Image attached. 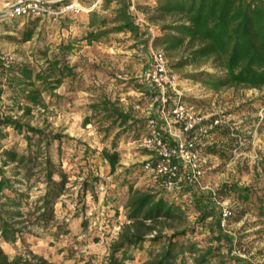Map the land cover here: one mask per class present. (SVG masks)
<instances>
[{
	"label": "rangeland",
	"instance_id": "374dc122",
	"mask_svg": "<svg viewBox=\"0 0 264 264\" xmlns=\"http://www.w3.org/2000/svg\"><path fill=\"white\" fill-rule=\"evenodd\" d=\"M96 1L85 0L82 4L87 7ZM155 2L134 1L133 14L143 35L140 38L126 33H111L88 44L83 41L88 24L85 13L67 15L55 24L31 19L0 24L1 61L11 59L10 64L29 65L36 72L49 75L47 62L56 60L72 75L64 77L51 93L43 94V106L33 107L29 116H23L11 94L3 88L0 113L20 119L21 123L47 136L63 138L60 145L53 142L48 155L56 170L66 177L64 189L52 208L53 219L44 224L39 220L42 213L39 200L45 194L46 184L38 169L28 181L16 165L3 169V175L12 182L13 189L25 196V207L19 210L21 216L10 219L7 214L16 213V209L9 207L0 195L4 217L21 234L16 242L0 244L10 260L31 261L36 255L55 264H107L109 246L124 222L121 209L115 215V198L125 192V189H118V183L127 170L132 171L130 179L137 188L150 185L152 180L141 173L142 163L149 158V154L140 147L144 137L142 132L137 136L123 133L118 128L105 131L108 123L102 122L100 116H94L91 106L106 100L129 116L138 129L144 128L149 118H158L159 92L147 81L152 71L151 51L164 55L175 88V91L168 92L167 110L171 109L175 97H180L195 114L208 120L221 119L237 141V148L230 155L227 153L229 159L222 161L206 151L227 145L221 129H212L206 138L200 140L198 149L204 175L198 185L199 190L215 193L230 185L250 188L257 193L264 190V90L231 89L216 93L191 79L201 72L216 74L209 65L176 67L185 55L166 53L157 47L154 41L161 34V25L147 21ZM115 7L112 2L104 10L99 3L96 9L111 20ZM112 28L113 25H108L105 30ZM27 31L33 32L32 39L22 43V36ZM149 89L152 95L146 93ZM86 119H91L90 125H84ZM5 133L6 147L17 145L20 150L25 148L23 135H16L10 129ZM114 146L120 163L117 173L110 177L99 154L103 150L111 151ZM87 176L99 181L93 190L87 188L84 191L82 184ZM57 180L55 177L54 181ZM220 204L231 213L223 233L233 240V244L229 248L223 243L221 257L208 264H221L227 259L232 260V264H264V220L251 209L246 211L233 199ZM195 220L194 216L189 217L190 224ZM232 251L237 255L232 256ZM144 261V255L136 254L133 264Z\"/></svg>",
	"mask_w": 264,
	"mask_h": 264
},
{
	"label": "trees",
	"instance_id": "16d2710c",
	"mask_svg": "<svg viewBox=\"0 0 264 264\" xmlns=\"http://www.w3.org/2000/svg\"><path fill=\"white\" fill-rule=\"evenodd\" d=\"M112 2L116 7L111 20L99 14L96 8L86 13L88 24L83 41L91 44L111 33H126L133 38L143 36L136 16L131 12V1L101 0L100 7L105 10ZM91 5L92 2L87 7ZM150 10L147 21L161 25V34L155 39V45L166 53L180 52L185 55V59L176 67L209 65L216 73L201 72L191 76V79L216 93L231 89L264 90V0H156ZM108 25H113V28L105 30ZM32 36V31L25 32L21 42H29ZM47 64L50 66L49 75L36 72L29 65L6 66L0 59V99L4 94L3 88H6L23 116H29L33 107L43 106L42 95L59 87L64 77L72 76L71 71L60 66L56 60ZM146 93L153 94L150 89ZM91 110L94 116H100L102 122L108 123L105 131L118 128L123 133L130 132L137 136L141 131L144 135L142 140L147 136L148 120L144 128L138 129L129 116L119 112L106 100L91 106ZM90 124L91 119L84 120L85 126ZM6 129L23 135V150L17 145L5 146ZM215 129H221L227 145L206 151L222 161L228 160L227 153L230 155L237 148V141L229 127ZM62 139L60 136H47L21 123L20 119L0 113V195L9 207L16 209V213L7 214L8 218L20 217L19 210L25 207V196L15 191L12 182L3 175L4 168L16 165V169L24 172L27 181L32 179L36 169L42 175L46 190L39 200V211L42 212L39 220L44 224L52 221V208L64 189L66 177L56 170L48 150L54 141L60 145ZM99 158L105 164L108 175L113 177L120 163L115 146L111 151L103 150ZM141 173L147 176L142 166ZM132 174L130 170L125 171L122 181L118 183V189H125V192L115 198V215L121 209L124 222L115 241L109 246L107 264H133L136 254L144 255L145 261L141 264H208L214 258H220L221 245L225 243L230 248L233 240L220 229L221 209L216 202L233 199L246 211L251 209L259 219L264 220V190L257 193L250 188L230 185L213 193L199 190L198 185L185 183L166 188L163 179L151 177L150 185L137 188L130 179ZM55 177L57 182L54 181ZM98 181L87 176L82 184L83 190H93ZM4 214L0 206V244L16 242L21 234ZM191 215L196 219L193 224L189 222ZM232 263L230 259L221 262ZM0 264L55 263L36 255L32 256L31 261L20 258L10 260L0 247Z\"/></svg>",
	"mask_w": 264,
	"mask_h": 264
},
{
	"label": "built area",
	"instance_id": "2783aa9c",
	"mask_svg": "<svg viewBox=\"0 0 264 264\" xmlns=\"http://www.w3.org/2000/svg\"><path fill=\"white\" fill-rule=\"evenodd\" d=\"M85 0H20L10 8L0 11V24L19 19L39 20L55 24L70 14L89 13L101 0L84 7ZM131 1V12L134 1ZM138 24V23H137ZM152 71L148 83L159 92L160 108L158 118H149L147 136L141 141V149L149 154L142 163L143 172L151 178L164 180L166 188H175L180 184L199 185L203 178V160L198 149L199 142L208 132L225 123L195 114L188 109L180 97H175L171 109L167 110L168 92L175 91L169 77L167 63L161 52L151 51ZM7 60L5 65L10 64ZM220 211V229L225 232L231 213L223 204L216 202ZM231 255H237L232 251ZM240 255V253H238Z\"/></svg>",
	"mask_w": 264,
	"mask_h": 264
},
{
	"label": "crops",
	"instance_id": "0c3cea01",
	"mask_svg": "<svg viewBox=\"0 0 264 264\" xmlns=\"http://www.w3.org/2000/svg\"><path fill=\"white\" fill-rule=\"evenodd\" d=\"M20 0H0V11L10 8L13 4ZM44 1H57V0H44Z\"/></svg>",
	"mask_w": 264,
	"mask_h": 264
}]
</instances>
